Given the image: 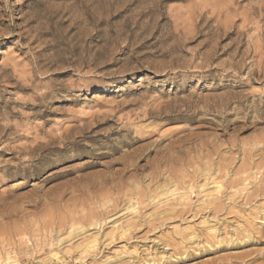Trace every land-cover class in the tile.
<instances>
[{"label":"rangeland","instance_id":"obj_1","mask_svg":"<svg viewBox=\"0 0 264 264\" xmlns=\"http://www.w3.org/2000/svg\"><path fill=\"white\" fill-rule=\"evenodd\" d=\"M0 264H264V0H0Z\"/></svg>","mask_w":264,"mask_h":264},{"label":"bare ground","instance_id":"obj_2","mask_svg":"<svg viewBox=\"0 0 264 264\" xmlns=\"http://www.w3.org/2000/svg\"><path fill=\"white\" fill-rule=\"evenodd\" d=\"M29 149V148H28ZM32 150H36V147L33 148ZM31 151V150H30ZM121 234V233H120ZM95 241H96V237L94 238V240L91 242V244H93L92 246L94 247L95 246Z\"/></svg>","mask_w":264,"mask_h":264}]
</instances>
